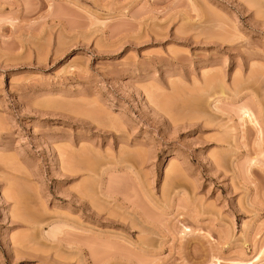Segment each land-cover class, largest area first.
<instances>
[{"label":"rangeland","instance_id":"374dc122","mask_svg":"<svg viewBox=\"0 0 264 264\" xmlns=\"http://www.w3.org/2000/svg\"><path fill=\"white\" fill-rule=\"evenodd\" d=\"M0 264H264V0H0Z\"/></svg>","mask_w":264,"mask_h":264},{"label":"bare ground","instance_id":"6f19581e","mask_svg":"<svg viewBox=\"0 0 264 264\" xmlns=\"http://www.w3.org/2000/svg\"><path fill=\"white\" fill-rule=\"evenodd\" d=\"M247 109V108H246ZM245 115L252 118V115L254 116L253 112L249 109L246 112L244 111ZM256 119V118H255ZM257 121V120H256Z\"/></svg>","mask_w":264,"mask_h":264}]
</instances>
